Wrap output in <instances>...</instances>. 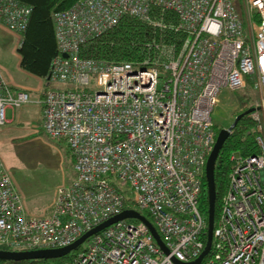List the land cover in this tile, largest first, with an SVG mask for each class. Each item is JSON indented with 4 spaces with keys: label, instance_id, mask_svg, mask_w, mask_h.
Instances as JSON below:
<instances>
[{
    "label": "built area",
    "instance_id": "built-area-1",
    "mask_svg": "<svg viewBox=\"0 0 264 264\" xmlns=\"http://www.w3.org/2000/svg\"><path fill=\"white\" fill-rule=\"evenodd\" d=\"M152 8L173 13L176 22L152 20ZM30 13L17 1L0 0V24L12 33L25 30ZM124 16L184 37L178 47L153 45L156 55L135 63L79 56L82 44ZM52 19L58 55L46 79L63 88L45 93L41 126L46 136L65 142L75 176L57 190L49 216L28 217L0 159V245L63 248L132 209L148 214L168 253L142 222L124 219L57 264L196 260L207 235L199 206L217 135L213 107L223 89L241 90L249 78L260 97L249 114L257 154L229 155L226 190L200 264H264V0H78ZM27 102L29 95L12 93L0 73V126L7 108Z\"/></svg>",
    "mask_w": 264,
    "mask_h": 264
},
{
    "label": "trees",
    "instance_id": "trees-1",
    "mask_svg": "<svg viewBox=\"0 0 264 264\" xmlns=\"http://www.w3.org/2000/svg\"><path fill=\"white\" fill-rule=\"evenodd\" d=\"M30 9V16L22 36L18 54L20 67L40 78H47L51 61L58 55L55 41L53 14L71 8L78 0H14ZM152 20L162 21L165 25L176 22L171 12H161L158 8L150 11ZM184 35L181 32L155 27L145 20L132 16H124L113 28L99 37L89 40L79 48V56L84 59L106 61L112 63L139 62L146 57H154L153 45L163 44L176 47L181 44ZM247 82L251 80L246 79ZM238 114V113H237ZM215 129V128H214ZM219 130H215L216 134ZM256 123L244 116L233 128L219 151L214 168L215 184V216L218 212L219 200L224 194L231 167L229 155L233 152L243 155L257 154L254 138ZM204 217L207 216V195L205 179L202 184V196L199 206ZM149 221L146 212L142 213ZM137 222V221H134ZM205 240V238H204ZM4 250H6L4 248ZM82 251L77 249L74 253ZM70 259V255L54 260H1L0 264H57Z\"/></svg>",
    "mask_w": 264,
    "mask_h": 264
},
{
    "label": "rangeland",
    "instance_id": "rangeland-1",
    "mask_svg": "<svg viewBox=\"0 0 264 264\" xmlns=\"http://www.w3.org/2000/svg\"><path fill=\"white\" fill-rule=\"evenodd\" d=\"M16 35L17 33L14 34L7 29H0V70H7L11 74L14 73L11 67L19 57L17 52L19 44L14 37ZM61 88H63L61 83L51 82L48 90ZM259 98V93L251 81L246 82L241 90L223 89L211 114L215 130L227 128L239 113L254 108ZM2 158L1 161L9 174L11 172L17 174L19 179L23 178L38 188V216L53 204L57 190L67 186L74 179L73 158L65 142L52 139L44 132L38 134V139H28L25 146L5 148ZM125 190L131 195L129 190L126 188ZM86 245L87 242H84L81 248H85ZM4 248L0 245V249Z\"/></svg>",
    "mask_w": 264,
    "mask_h": 264
},
{
    "label": "crops",
    "instance_id": "crops-1",
    "mask_svg": "<svg viewBox=\"0 0 264 264\" xmlns=\"http://www.w3.org/2000/svg\"><path fill=\"white\" fill-rule=\"evenodd\" d=\"M0 29L3 30L6 28L0 24ZM14 37L17 38L18 46H20L22 36L17 34ZM11 69H14V73L12 74L7 72V70H0L4 81L12 93H15L16 91L26 92L29 95V102L18 108H7L5 110L6 122L4 125L0 126L1 160L5 154V148L25 146V142L28 139H38V134L41 132L43 133L41 126L42 100L51 83H48L46 78H40L24 71L20 67V56L18 57L17 62L12 65ZM9 176L11 177L14 188L21 198L26 216L43 218L51 214L55 200L47 210H43L38 216V188L35 187L33 183L25 181L23 178L19 179L17 174L14 175L11 172Z\"/></svg>",
    "mask_w": 264,
    "mask_h": 264
},
{
    "label": "water",
    "instance_id": "water-1",
    "mask_svg": "<svg viewBox=\"0 0 264 264\" xmlns=\"http://www.w3.org/2000/svg\"><path fill=\"white\" fill-rule=\"evenodd\" d=\"M62 57L66 58L67 55L63 54ZM48 79V77H47ZM48 82V81H47ZM49 83V82H48ZM254 108H249L242 113L235 116L233 122L225 129H221L218 131L215 139V143L213 146L212 151L210 152L206 164H205V171H204V178H205V185H206V195H207V235H206V243L205 247L200 254V256L190 263H178L177 264H200L202 259L208 254L211 246L212 241V230L214 227V214H215V184H214V168L216 159L218 157L219 151L222 148L223 143L230 135L233 128L237 125V123L244 117L248 116L251 112H253ZM124 219H133L139 222H142L149 230L150 234L152 235L156 244L164 250L165 253H168V250L164 247V244L158 235L157 231L153 227L152 223L145 218L142 214L138 211L129 209L125 210L119 215L110 218L109 220L101 223L97 227L93 228L92 230L88 231L84 235H82L78 240L72 243L69 246L58 248V249H43V250H34V251H11V250H4L0 249V259L7 260V261H24V260H54L60 259L65 257L70 252L75 251L87 238L91 235L101 231L105 227L113 224L116 221L124 220Z\"/></svg>",
    "mask_w": 264,
    "mask_h": 264
},
{
    "label": "flooded vegetation",
    "instance_id": "flooded-vegetation-1",
    "mask_svg": "<svg viewBox=\"0 0 264 264\" xmlns=\"http://www.w3.org/2000/svg\"><path fill=\"white\" fill-rule=\"evenodd\" d=\"M242 113V112H241ZM240 114V113H239Z\"/></svg>",
    "mask_w": 264,
    "mask_h": 264
}]
</instances>
